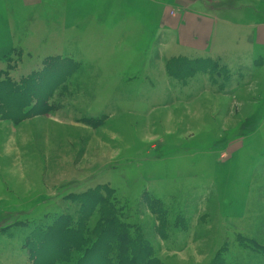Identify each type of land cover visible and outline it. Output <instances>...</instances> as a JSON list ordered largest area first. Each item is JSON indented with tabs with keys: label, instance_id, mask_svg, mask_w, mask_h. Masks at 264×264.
<instances>
[{
	"label": "rangeland",
	"instance_id": "1",
	"mask_svg": "<svg viewBox=\"0 0 264 264\" xmlns=\"http://www.w3.org/2000/svg\"><path fill=\"white\" fill-rule=\"evenodd\" d=\"M187 12L246 43L187 55ZM262 21L264 0H0V91L46 106L14 121L0 93V264H85L94 242L48 253L39 229L89 238L107 205L122 225L100 229L102 264H264Z\"/></svg>",
	"mask_w": 264,
	"mask_h": 264
},
{
	"label": "trees",
	"instance_id": "2",
	"mask_svg": "<svg viewBox=\"0 0 264 264\" xmlns=\"http://www.w3.org/2000/svg\"><path fill=\"white\" fill-rule=\"evenodd\" d=\"M205 60V61H204ZM199 63V67L195 65L194 61H189V60H185V62L183 63L182 59H173L172 63L176 65V63L181 62L183 64V66H185V64H188L189 67H191L194 71V75L197 73H206L209 74V67H211L210 64L211 61L204 59ZM213 66H215L214 64H212ZM179 68V67H178ZM179 70L176 71L175 73L179 74ZM174 71L170 72L169 74H172ZM222 74H224V71H221ZM33 80H36V78L33 77ZM26 81V79H25ZM36 87L39 86V81H37L36 83ZM20 88H17L16 86L12 85V87H5L4 89H2L0 91L1 96L4 99L9 98L10 100H15L16 102H12L7 104L5 107H3V112L5 115H7L8 119L11 120H18V121H22L27 117V112H25L26 108L29 107V99H33L35 98L36 100L39 98V94H35L32 97L31 93H33L35 91V88L31 91V93H27L25 90H22V93L20 94ZM14 95V97H13ZM15 97H18L15 98ZM36 105L33 107V110L36 111H40L39 109H42L41 107H46L45 106V100H37L35 101ZM30 108V107H29ZM45 111V110H44ZM108 192H111V190L109 189ZM103 200H106L104 197L102 198ZM100 203L98 202H94L93 206L97 208V206ZM103 205V204H102ZM104 212L100 213V217L98 219L97 222V226L96 229L98 230V233L96 234L95 232L93 234H90V237H86V228L81 222V224H79V226L77 227L76 230H68L69 227L71 226L72 222L68 225V229L67 231L63 229L62 227V223L55 225V226H51L50 228L47 229H43L40 228L39 230L41 231V233L39 234L40 236H38V239H42V243L40 245L41 248L44 249V251L47 250V252L49 253V243L51 242V240L53 239V237L57 234V236H60L61 234H64L66 236H68L67 240L64 242L63 244V255H67L68 253L72 252L73 248L79 249L81 248V245H85L87 243H91L94 242L93 246L89 249V251L86 253L85 255V264H102V260H103V253L100 251V243L102 241V239L100 240V229L102 228V226H110V227H114V229L119 230V228L121 227L122 223L116 218V216L114 215V212L111 211V208L109 205H107L106 207L103 208ZM93 212V211H92ZM72 219V218H71ZM105 224V225H104ZM56 227V228H55ZM122 236L125 239V246L123 247V250H119V254H122L127 257L128 255H135V251H134V247L131 243V239L129 238L128 234L123 232ZM61 237V236H60ZM118 237H121V235H118ZM45 241V242H44ZM58 249V247L56 248ZM133 249V251H132ZM140 255V254H139ZM148 256V255H147ZM82 262H84V260H82ZM134 262H132L133 264Z\"/></svg>",
	"mask_w": 264,
	"mask_h": 264
},
{
	"label": "crops",
	"instance_id": "3",
	"mask_svg": "<svg viewBox=\"0 0 264 264\" xmlns=\"http://www.w3.org/2000/svg\"><path fill=\"white\" fill-rule=\"evenodd\" d=\"M191 4L193 5V3ZM196 13L197 14L187 12L184 17L185 23H183L182 27L177 28L178 31H176V33H178V35L175 33L178 47L187 55H196L198 56L197 58H203L202 56H205V58H217L220 61H224V59H222L223 53L240 51L241 48L239 46H243L246 43L243 41V38L248 36V30L245 32V29H237L240 30L242 34L240 36L236 35L235 40L237 45L235 46L234 41L228 38L229 33H227V25L224 23L219 24L220 21H216L212 16L204 15L200 12ZM253 32L254 37L253 39L249 37L250 40L252 39L253 43L254 40H256L259 48L264 49V22L262 21L255 25L253 27ZM211 47L218 52L220 58L212 53H208ZM242 49H244V47ZM229 54H233L228 58L230 60L237 55L234 53ZM2 197L1 195L0 198Z\"/></svg>",
	"mask_w": 264,
	"mask_h": 264
}]
</instances>
